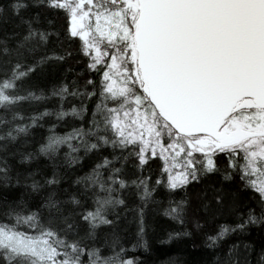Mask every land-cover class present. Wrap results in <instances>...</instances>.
<instances>
[{
  "label": "snow or ice",
  "instance_id": "1",
  "mask_svg": "<svg viewBox=\"0 0 264 264\" xmlns=\"http://www.w3.org/2000/svg\"><path fill=\"white\" fill-rule=\"evenodd\" d=\"M0 117V264H264V0H4Z\"/></svg>",
  "mask_w": 264,
  "mask_h": 264
},
{
  "label": "trees",
  "instance_id": "2",
  "mask_svg": "<svg viewBox=\"0 0 264 264\" xmlns=\"http://www.w3.org/2000/svg\"><path fill=\"white\" fill-rule=\"evenodd\" d=\"M4 0H0V3H3ZM4 118V117H0ZM39 167H47L51 170L52 165H45L43 158L40 159V162L37 165ZM215 179V178H213ZM219 185H217L218 187ZM204 185L193 186L189 189V192H195L199 188H203ZM19 194L18 192L16 193ZM181 194L176 196V199L180 198ZM201 215L207 218V214L201 209ZM146 219L148 227L144 236V240L147 244V247H137L135 251L130 250L129 254L139 257L144 264H203L204 261L210 260L211 249H208L204 244L196 239L198 247L193 248V239L195 238L192 235L181 236L180 238H174L172 240L166 239V234L169 231L176 230L182 231V226L178 225L172 220H169L167 217H164L159 214L157 206L150 205L146 211ZM221 220L227 219L231 221V217L225 215L220 217ZM190 232H195V229L192 227L190 222L186 225ZM236 237L230 238L231 242ZM248 240L259 242L261 240V235L258 231L253 230L249 235L245 237Z\"/></svg>",
  "mask_w": 264,
  "mask_h": 264
}]
</instances>
